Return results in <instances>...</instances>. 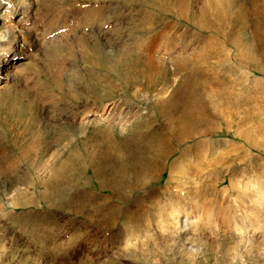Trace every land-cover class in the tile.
<instances>
[{
	"label": "rangeland",
	"instance_id": "rangeland-1",
	"mask_svg": "<svg viewBox=\"0 0 264 264\" xmlns=\"http://www.w3.org/2000/svg\"><path fill=\"white\" fill-rule=\"evenodd\" d=\"M147 3L150 1L0 0V37L4 38L0 60L6 61L0 69L1 158L15 157L16 146L38 128L47 130L46 118L52 113H44L45 108L52 111L70 104L56 94L54 99L37 102L31 111L40 122L29 127L27 110L21 109L23 99L36 96L41 86L52 90L56 70L57 77L75 80L81 75H71V68L80 69L85 76L103 73L99 67L91 70L90 64L107 58V53L116 63L118 49L134 45L137 30L157 20L159 15ZM182 5L189 16L197 17L209 5L222 7L223 0H174L173 11L161 15L169 22L165 31H173L174 36L167 37L164 45L174 46L165 67H157L154 61L161 59V53L150 51L146 56L154 65H148L143 74L150 72L151 80L142 78V85L131 88L122 82H117L115 90L101 88L99 95L106 101L96 108V116L91 112L84 118L83 108H78L69 136L40 157L36 169L41 175L59 172L56 182L39 184L25 195L19 192L23 185L17 188L0 180V227L5 222V229L0 230V264H52V260L63 264H264V217L256 221L259 215L250 214L258 213L255 202L234 216V207L247 199L242 196L244 189L256 178L261 193L264 191V153L249 151L236 135L246 134L264 146V80L254 85L249 81L247 71L256 69L254 65L246 68L233 61L228 69L220 53L208 56L206 45L211 40L223 44L222 37L206 33L192 38L193 29L179 19L177 9ZM240 6L237 13L242 22L224 28V33L247 44L253 40L254 15L247 3ZM256 26L263 27L259 16ZM93 38L99 39V45H93ZM83 39L88 45L82 46ZM159 42L149 46L154 50ZM191 52L204 54L190 74L193 84L171 97L180 75L171 74L173 65L168 60ZM256 63L264 67V57ZM116 76L111 81H117ZM217 78H239L250 86L244 92L231 89L241 94L232 103L235 96H220L216 90ZM232 111L234 115L229 113ZM94 126L99 130L96 141ZM211 127L208 133L212 135L194 136ZM66 141L68 148H63ZM101 153L107 154L104 160H95ZM235 158L244 160L235 164ZM64 160L75 164L54 167ZM175 161L194 178L183 186L178 204L186 208L188 195L196 203L180 223L187 233L174 231L178 226L174 197L178 181L169 180V171ZM20 170L26 172L22 164ZM242 173L250 178H240L234 191L230 177L239 178ZM222 177L226 182L214 188L216 179ZM190 185L198 187L199 193H192ZM164 193L170 201L164 202ZM247 214L254 217L253 224L261 234L254 241L240 235L239 224Z\"/></svg>",
	"mask_w": 264,
	"mask_h": 264
},
{
	"label": "bare ground",
	"instance_id": "bare-ground-1",
	"mask_svg": "<svg viewBox=\"0 0 264 264\" xmlns=\"http://www.w3.org/2000/svg\"><path fill=\"white\" fill-rule=\"evenodd\" d=\"M10 0H7V2ZM13 1V0H11ZM150 3H147V6L151 9L155 10L157 14L159 15L157 17L156 21H151L145 24L146 26H142L137 30V38L134 45L131 47L121 46L118 49L116 63H114V58H112L111 54H108L107 58L98 60L93 62V64H90V69L96 71V69L102 68V72L99 75L97 74H90L86 73V76L84 72H82L80 69H69L70 74H75V76L80 77V79L75 80H68L66 77L65 79H61L57 77L59 76V72L56 70V76H54V81L52 85V90L46 89L45 86H41L38 91L35 92L36 96L33 94L25 97L23 100H25V103L21 108L22 110H27L25 117L30 118V121L26 120L28 122V126L32 125L33 123H39L40 120L35 118L38 117L37 114H35V111H31L33 107L36 106V103H42L41 101L43 99H48L51 97L52 99L55 98V95H61L64 97L66 101H68L71 105L77 104V108L75 110L71 107L70 104L63 103L62 107L58 109L48 110L45 108L43 111L44 113L49 112L51 115V118L49 120V125L47 130H43L41 128H38L36 131H34L31 135V137L21 145L16 146L14 148V151L12 152L15 157L8 156V159H6L5 155L3 158L0 157V180L3 178L5 181L8 182L11 186H15L18 188V186L21 184L24 187L19 189L20 193L28 195L30 189H34L37 185H48L51 183H54L58 180L59 172L54 171L52 172V168H50L51 172H47L44 175L36 174L37 166L40 165V157L45 156L52 148H55L58 144V141H60L63 138H66L69 136V130L71 120L74 118L76 114L79 113L78 108H83L82 113H85V117L89 116L90 113L94 114L96 116L97 110L101 105H104V102L106 99H104L103 95H99V91L101 88H111L112 90H115L117 86V82H122V84L126 85V83H129V88L133 87L134 85L143 84L142 78H145L147 81L151 80L152 74L149 72L147 74H143L144 72H148V62L152 61L153 59L150 57H147L146 54L150 51L152 54L156 55L157 53L160 54L161 59H154L155 64H157V67H161L163 69L165 67V64L167 63V56L170 54V52L173 50L174 46H164L167 40V37L172 36L173 31L170 33L168 31H165L167 28L169 22L162 20V14L172 12L173 9L171 7V4L174 5V0H149ZM239 3L238 0H223L222 7H214L207 6L203 10H201L199 16H189L188 12L185 10V6H180L177 11L179 12V19L185 26H190L191 29H193L194 34L192 35V38H194L197 34H212L218 33L223 40V44H219L217 41H212L208 43L205 47V51L207 50L208 56L215 55V53H220L223 57V61L228 65V69L231 67V62H239L242 65L246 66V68L251 65L256 66V69H250L251 71H247L249 73V81L253 82L252 85L255 83L257 84L261 80H264V67H260L256 60L264 57V0H242ZM244 3H247L249 5V8H252L253 10V40L251 39L247 44L242 39L232 40L230 37V34L224 33V28L226 27H234V25L238 22H242L241 17L239 16L238 9L241 8L240 5H243ZM227 6V7H226ZM2 5L0 4V21H2ZM189 9V8H188ZM26 11H29L27 9ZM25 11V12H26ZM248 13V11L246 12ZM245 13V14H246ZM258 16L263 24V27H257L256 23L258 22ZM198 18V20H196ZM26 20H23V23H25ZM153 22V23H152ZM232 27V28H233ZM8 30V29H7ZM231 33V32H230ZM148 34L147 37L142 38L144 35ZM189 35V36H190ZM6 36V35H5ZM16 37V35H15ZM211 38V37H208ZM207 38V39H208ZM156 40H160L158 45L152 49V47L149 46L150 43L155 42ZM206 40V39H205ZM4 41V38L0 37V44ZM93 45L96 46L99 45V39L93 38ZM244 44H243V43ZM83 45L86 43V41L83 39L82 41ZM152 49V50H151ZM204 54H201L199 52H191L188 55L180 56L172 58L171 60H168L172 63L173 68L171 70L172 75H176L179 73V78L177 79V85L173 88L171 97L173 95H177L183 92H186L187 89H189L190 83L193 84V82L190 79V74L192 73V70L194 67L198 64V61L203 60ZM163 58V59H162ZM5 60H0V69L2 70V67L6 65ZM200 63V62H199ZM74 63H72L73 65ZM196 64V65H195ZM78 65V64H77ZM121 68V72H117V67ZM154 65V64H153ZM151 65V66H153ZM73 67V66H72ZM6 68V67H5ZM83 68V67H82ZM156 68V67H155ZM116 72V73H115ZM164 72V70H162ZM118 78L117 81H111V78L114 77V75ZM258 73L261 75L257 77ZM83 74V75H82ZM89 74V75H88ZM170 74V73H169ZM7 76V75H6ZM251 76V77H250ZM220 77V76H219ZM166 79V77H165ZM225 81V82H223ZM228 81V82H227ZM166 80H163V83H165ZM220 82V83H219ZM217 86H215L216 90L219 92L220 96H227L229 95L230 98L233 99L235 96V100L232 103H235V101L238 100L239 96H241L240 93H232L231 89L233 90H247L250 86L249 83H246L245 80L239 78H234L233 80H229L226 78H217L216 80ZM224 83H229V85H224ZM230 87V89L228 88ZM127 89V88H126ZM244 92V91H242ZM247 92H245L246 94ZM232 96V97H231ZM246 97V96H245ZM38 99V100H37ZM247 99V97L245 98ZM123 104V101L121 102V105ZM40 105V104H39ZM54 107V106H52ZM76 107V106H75ZM230 114L234 115V112H229ZM31 114L33 116H31ZM227 115V114H226ZM228 116V115H227ZM47 117H49L47 115ZM20 118L19 121H21ZM95 134L93 136V140H97L99 130L96 126L93 127ZM211 128L202 129L200 133L193 134L194 136H206V135H212L211 133H208V130H211ZM198 132V131H197ZM196 133V132H195ZM237 136L240 137V141L244 142L248 146L249 151L253 150H259V152L264 153V146L262 144L256 143L253 139H248L246 134L243 133H237ZM131 140V139H130ZM133 140V139H132ZM243 140V141H242ZM68 141H66L63 145V148H68ZM60 148V147H59ZM57 149V148H56ZM184 154L185 151H182ZM182 153V154H183ZM107 154H98L96 156L95 160H104V157ZM237 158L233 159V163L241 164L244 159L241 161H237ZM20 164L24 166L26 169L25 173H29L31 175V179L28 178L26 174L20 170ZM75 162L70 160H64L60 161L58 165H54V167H65L67 165L71 166L74 165ZM179 162L175 161L172 162L170 165V179L172 181H178V185L175 186L174 191V197L177 204V208L175 210L178 212L175 214L178 218V222L176 225L177 228L174 230L176 232L181 233H187L186 229L181 227V221H184V217L187 216L188 210L192 208L196 203L191 199V195H188L187 197V204L186 208L183 206H178L180 196L182 195L180 192L183 191L185 185H189L192 183V180L194 178H191L189 175H186V171H182V168H179ZM178 174V175H177ZM181 174V175H180ZM254 174V173H252ZM225 176V175H224ZM244 173H242L239 178L237 177H230L229 182L232 184V189L234 191L238 190V185L241 184L240 178L247 177ZM252 178L254 175L251 176ZM250 178V176L247 177V179ZM256 178L254 182L251 183V186L247 189H244L245 193H243V197L247 198L243 200L239 205H236L234 207L235 214L241 215L243 211H245L247 208H249L250 203H254V209L258 213H250L252 215H259L256 219V221H259L260 218L264 217V191H260V185ZM226 182V178H217L215 181V184H213L214 188H217V184H224ZM246 183V182H245ZM184 186V187H183ZM191 186V185H190ZM219 187V186H218ZM191 192L192 193H199V189L196 186H191ZM216 192V194H221L222 191H216L213 190V192ZM191 193V194H192ZM168 193H164L163 196H165L164 202L170 201L168 198ZM189 194V193H188ZM1 195V194H0ZM258 196V197H257ZM256 198V199H255ZM247 214L242 217V221L239 224L240 225V235H243L246 239L249 240H256L257 234H260V231L256 229V226H254L253 222V216ZM264 220V218H263ZM5 222H2V225L0 227V230L5 229ZM264 226V222L262 223ZM180 226V227H179ZM183 228V229H181ZM181 229V230H180ZM264 230V227H263ZM184 231V232H183ZM189 231V230H188ZM52 264H63L58 262L57 260H52Z\"/></svg>",
	"mask_w": 264,
	"mask_h": 264
}]
</instances>
